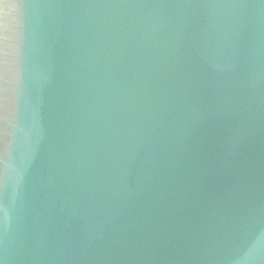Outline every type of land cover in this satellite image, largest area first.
<instances>
[{
    "label": "water",
    "instance_id": "1",
    "mask_svg": "<svg viewBox=\"0 0 264 264\" xmlns=\"http://www.w3.org/2000/svg\"><path fill=\"white\" fill-rule=\"evenodd\" d=\"M0 264H264V0H0Z\"/></svg>",
    "mask_w": 264,
    "mask_h": 264
}]
</instances>
